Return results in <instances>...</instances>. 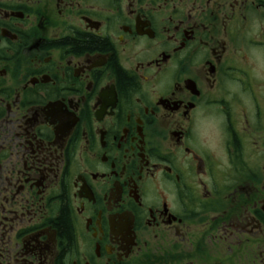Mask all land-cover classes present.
<instances>
[{
  "label": "flooded vegetation",
  "instance_id": "af4514ba",
  "mask_svg": "<svg viewBox=\"0 0 264 264\" xmlns=\"http://www.w3.org/2000/svg\"><path fill=\"white\" fill-rule=\"evenodd\" d=\"M0 264H264V0H0Z\"/></svg>",
  "mask_w": 264,
  "mask_h": 264
},
{
  "label": "trees",
  "instance_id": "16d2710c",
  "mask_svg": "<svg viewBox=\"0 0 264 264\" xmlns=\"http://www.w3.org/2000/svg\"><path fill=\"white\" fill-rule=\"evenodd\" d=\"M95 43L96 42L94 41V39L88 38L82 44L85 45V46H92ZM59 222H60L61 227H62V230H61L62 235L66 236L67 238H69V236H70V234H69L70 233L69 232V224H68V220H67V214H66L65 211H63L61 217L59 218Z\"/></svg>",
  "mask_w": 264,
  "mask_h": 264
}]
</instances>
